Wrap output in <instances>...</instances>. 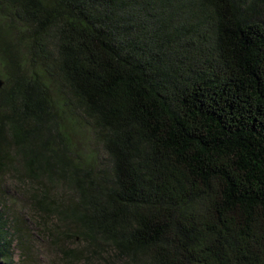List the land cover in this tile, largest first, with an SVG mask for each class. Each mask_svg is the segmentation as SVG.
Masks as SVG:
<instances>
[{"label": "trees", "instance_id": "1", "mask_svg": "<svg viewBox=\"0 0 264 264\" xmlns=\"http://www.w3.org/2000/svg\"><path fill=\"white\" fill-rule=\"evenodd\" d=\"M0 65V264L21 193L66 264H264V0H0Z\"/></svg>", "mask_w": 264, "mask_h": 264}, {"label": "rangeland", "instance_id": "2", "mask_svg": "<svg viewBox=\"0 0 264 264\" xmlns=\"http://www.w3.org/2000/svg\"><path fill=\"white\" fill-rule=\"evenodd\" d=\"M1 72L2 68L0 65V73ZM6 183L9 188L11 187V185H13V181L8 177L6 179ZM16 198L17 201H15L16 204L14 205L16 207L15 211L21 213L23 226L25 227L23 230V235L24 238L27 239V257L21 260L20 251L15 246L13 250L14 262L16 264H66V262H63L62 260V255L58 253L56 249L57 242L55 243L54 239H46V237H44L43 235L42 237H40L39 234L41 232V229L39 228V226H44V224H42V222H39V224H35L33 222L31 214L26 208L29 199L28 195L21 193V195H17ZM47 222L48 224L54 223V221L51 220ZM61 241L62 239L58 240V243L62 244ZM69 244L71 245L72 243L70 242ZM76 246L81 249L82 244H77Z\"/></svg>", "mask_w": 264, "mask_h": 264}, {"label": "water", "instance_id": "3", "mask_svg": "<svg viewBox=\"0 0 264 264\" xmlns=\"http://www.w3.org/2000/svg\"><path fill=\"white\" fill-rule=\"evenodd\" d=\"M3 84H4V81H3V79L0 77V88L3 86Z\"/></svg>", "mask_w": 264, "mask_h": 264}]
</instances>
